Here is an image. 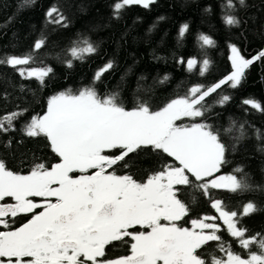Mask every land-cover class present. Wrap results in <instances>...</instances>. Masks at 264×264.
<instances>
[{"label":"snow or ice","instance_id":"1","mask_svg":"<svg viewBox=\"0 0 264 264\" xmlns=\"http://www.w3.org/2000/svg\"><path fill=\"white\" fill-rule=\"evenodd\" d=\"M157 2L114 0L110 19H122L131 6L150 9ZM35 3L22 0L18 10ZM247 7V0H220L223 23L230 28L247 24L238 15L239 9ZM204 11L211 12V8ZM14 18L10 16L7 23ZM46 19L67 26L66 17L55 5L46 12ZM188 31L189 24H182L179 38ZM198 40L201 48L216 44L206 34H200ZM45 45L42 34L23 55L0 53V66L11 67L24 80L35 79L42 89L53 69L32 65ZM228 47V74L208 87L191 86L183 95L157 106L139 95L153 91L141 84L143 76L137 81L136 100L130 108L121 98L127 73L114 90L98 91L95 85L116 68L113 57L95 71L90 85L49 95L42 111L28 120H22L28 108L0 115V135L19 131L22 139L18 145L23 138L43 139L54 157L48 160L26 152L32 162L24 172L10 167L9 159L0 156V264H264V232L250 235L241 224L242 217L262 209L249 201L242 204V211L230 210L213 196V190L264 194V182H256L245 166L222 173L229 152H237L249 139H255V151L264 156V129L235 119L219 127L209 122L214 107L225 106L232 96L220 93L210 103L206 98L224 85L238 89L246 70L264 61V50L246 58L236 44ZM99 50L98 42L81 37L67 49L71 56L67 66L71 68L73 60L84 61ZM55 55L59 58L60 54ZM197 63L195 58L187 59L188 71ZM209 70L210 61L204 59L199 74L204 76ZM168 79L165 75L156 83ZM20 91H25L24 85ZM7 97L5 90L0 98ZM242 103L264 114V105L257 100L243 99ZM4 147L12 148L11 138ZM260 170L264 174V166ZM201 197L218 216H190ZM217 220L223 221L242 252L223 239ZM117 246L126 252L112 253L110 249ZM214 250L223 255L212 254Z\"/></svg>","mask_w":264,"mask_h":264},{"label":"trees","instance_id":"2","mask_svg":"<svg viewBox=\"0 0 264 264\" xmlns=\"http://www.w3.org/2000/svg\"><path fill=\"white\" fill-rule=\"evenodd\" d=\"M19 2L22 0H0V53L23 55L43 34L46 45L36 53L37 60L32 66L53 69V74L46 79V86L41 89L35 79L24 80L11 67L0 66V96L5 90L8 92L6 99L0 98V115L17 108H28L23 121L41 112L49 95L90 85L95 71L113 57L117 62L116 68L105 73L103 83L95 86L102 94L112 91L120 77L127 73L121 98L130 108L135 103L134 90L141 76L145 77L141 84L151 86L153 91L148 95L140 93V97L157 106L177 94L183 95L191 86L208 87L228 74L231 71L228 60L230 43L236 44L246 58L264 50V30L261 29V24H264V0H247V9H239L240 18L248 21L240 28H230L223 23L220 0H158L150 9L140 6L127 8L120 20L110 19V5L114 0H36L34 6L23 10H18ZM54 5L66 17V27L51 24L46 19V12ZM209 7L211 12H205ZM10 16L15 18L8 24ZM184 23L189 24V31L180 39L178 32ZM200 34L209 35L215 40V46L201 48ZM81 37L98 42L99 54L84 61L73 60V67L69 68L67 61L71 56L67 54V49ZM56 53L60 54L59 58ZM181 58L185 60L184 64L178 63ZM190 58L198 61L191 72L186 64ZM204 59L210 61V70L201 76L199 71ZM165 75L169 77L168 81L156 83ZM20 85H24V92L20 91ZM220 93L229 94L232 99L223 107H214L210 123L218 127L226 126L235 119L264 129V114L242 103L243 99H255L264 105V61L256 62L246 70L241 87L233 90L224 85L206 100L210 103ZM20 126L17 123L18 129ZM10 138L12 148L7 149L4 143ZM21 139L19 131L0 135V156L9 159L10 167L28 170L32 157L25 156L26 152L54 159L50 150L44 147L46 142L43 139L23 138V144L18 145ZM255 144V139H249L239 145L237 152H229V163L222 168V173H231L237 165H243L256 182H264V174L260 170L264 166V156L255 151ZM144 167L147 168L148 164ZM213 196L222 199L230 210L237 211H242L244 203L256 202L262 210L242 217L241 224L249 229L250 235L264 232V194H230L213 190ZM210 213V204L201 197L190 216Z\"/></svg>","mask_w":264,"mask_h":264},{"label":"flooded vegetation","instance_id":"3","mask_svg":"<svg viewBox=\"0 0 264 264\" xmlns=\"http://www.w3.org/2000/svg\"><path fill=\"white\" fill-rule=\"evenodd\" d=\"M47 159V158H46ZM50 160V159H48ZM28 170L24 171V172H27ZM139 178V177H138ZM207 215H219L218 213H216L215 209H212V213L210 214H207ZM200 216H203V215H200ZM192 218H195L194 216H191ZM197 217V216H196ZM188 219V218H186ZM22 222V221H21ZM183 223V222H182ZM216 223H218L221 227V232L220 234L222 235L223 239L230 243L232 245V247L234 248V250L238 251V252H242V250L240 249L239 245L233 240L232 237H230L228 234H227V231H226V226L223 224V221L222 220H217ZM14 227L16 226H19V223H17L16 225H13ZM184 226H190L189 224H184ZM239 226V225H238ZM118 243V242H117ZM110 251L114 254H124L126 252V249L122 248V247H119L117 246L116 248L114 249H110ZM212 254L214 255H223L222 253H218L217 251H213Z\"/></svg>","mask_w":264,"mask_h":264}]
</instances>
